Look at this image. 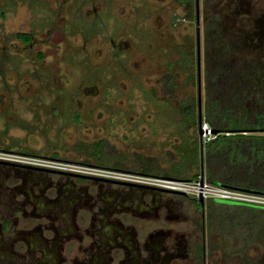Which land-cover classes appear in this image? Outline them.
<instances>
[{"label":"rangeland","instance_id":"rangeland-1","mask_svg":"<svg viewBox=\"0 0 264 264\" xmlns=\"http://www.w3.org/2000/svg\"><path fill=\"white\" fill-rule=\"evenodd\" d=\"M192 7L182 0H0V149L93 163L88 146L103 139L100 152L138 171L142 158L159 167L176 159L172 144L184 136L206 139L209 134L183 124L178 111L187 97L197 101L195 61L182 66L184 58L195 56ZM203 8L198 0L200 114ZM208 12L211 19L217 15L221 31L235 35L239 52L264 59V0H215ZM18 31L28 32L30 41L19 40ZM198 171L203 176L202 166ZM39 177L49 179L47 197L57 202L69 194L59 188L69 186L68 176ZM13 180L20 187L12 203L30 199L22 204L27 218L0 201V218L15 219L14 230L5 229L2 237L16 232L17 252L34 255L38 232L25 234L22 226L52 222L57 207L34 197L41 182L30 188ZM88 188L96 191L95 185ZM177 208L192 214L194 207L183 200ZM31 210L38 219L27 215ZM247 213L231 225L220 224L217 216L205 221V264H264V213ZM52 231L43 233L51 237ZM192 234L190 240L199 238V232Z\"/></svg>","mask_w":264,"mask_h":264},{"label":"flooded vegetation","instance_id":"flooded-vegetation-1","mask_svg":"<svg viewBox=\"0 0 264 264\" xmlns=\"http://www.w3.org/2000/svg\"><path fill=\"white\" fill-rule=\"evenodd\" d=\"M42 173L68 176L69 186L60 183L59 188L68 189L69 194L57 202L55 197H47L51 187H45L49 179L39 177ZM13 177L21 184L27 182L30 188L41 182L40 192L34 197L43 196L44 201L54 202L57 213L48 224L36 221L31 227L29 222L22 226L25 234L38 232L34 255L17 252L15 231L2 237L5 229L14 230L15 219L0 218V258L5 255L4 264H205L202 234L210 225L205 224L208 211L202 198L200 201L197 197L153 186L0 161V201L5 202V207L12 204L11 212L18 207L24 218L27 217L22 204L30 199L12 203L20 187L14 184ZM89 184L96 186L95 192H90ZM168 194L182 197L177 199L178 204L183 200L190 202L193 213L177 208V201ZM27 215L39 217L34 210ZM137 221L144 222L143 227ZM48 229L53 230L51 237L43 233ZM195 232H199V238L190 240ZM17 237L26 242L22 234Z\"/></svg>","mask_w":264,"mask_h":264},{"label":"trees","instance_id":"trees-1","mask_svg":"<svg viewBox=\"0 0 264 264\" xmlns=\"http://www.w3.org/2000/svg\"><path fill=\"white\" fill-rule=\"evenodd\" d=\"M202 1L203 107L200 123L204 122L215 132L203 140L184 136L174 142L172 147L178 156L164 167L147 163L142 158L134 170L192 179L199 174L201 164L203 177L211 183L264 194V59L239 52L235 35L220 30L215 13L214 19L210 17L208 10L215 0ZM191 17L194 19V13ZM15 35L25 43L31 37L24 31L15 32ZM194 61L195 56L186 57L182 66L190 68ZM188 78L193 82L190 69ZM178 111L183 124H193L197 129V106L193 96L178 104ZM259 128L262 131H258ZM104 144L103 139L89 144L91 151L87 153L92 156L93 163L122 168L117 160L112 161L105 152L98 150ZM204 200L208 223L217 216L220 224L231 225L247 212L264 213V203L219 197Z\"/></svg>","mask_w":264,"mask_h":264},{"label":"built area","instance_id":"built-area-1","mask_svg":"<svg viewBox=\"0 0 264 264\" xmlns=\"http://www.w3.org/2000/svg\"><path fill=\"white\" fill-rule=\"evenodd\" d=\"M200 126L201 134H210V130L204 122H201ZM0 161L153 186L163 190L178 191L202 199L219 197L264 203V194L211 183L203 178L201 174H198L192 179H184L125 170L123 168L109 167L84 161L61 160L56 157H45L4 149H0Z\"/></svg>","mask_w":264,"mask_h":264},{"label":"water","instance_id":"water-1","mask_svg":"<svg viewBox=\"0 0 264 264\" xmlns=\"http://www.w3.org/2000/svg\"><path fill=\"white\" fill-rule=\"evenodd\" d=\"M194 2V22H195V80H196V92H197V133L201 134V126H200V108H199V38H198V0H193ZM258 131H262V128L257 129ZM245 131V130H243ZM215 132V130H210V133ZM199 147H200V140H199ZM199 169L201 171V164L199 165ZM79 175V174H78ZM83 176V175H82ZM88 176V175H86ZM94 177V176H90ZM178 192V191H173ZM181 193V192H178ZM201 201V198L198 197Z\"/></svg>","mask_w":264,"mask_h":264}]
</instances>
